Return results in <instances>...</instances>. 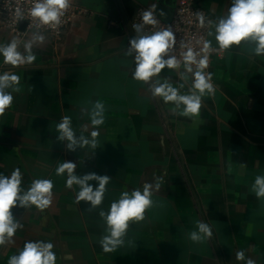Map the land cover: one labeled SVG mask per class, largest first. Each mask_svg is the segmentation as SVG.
Instances as JSON below:
<instances>
[{
    "label": "crops",
    "instance_id": "crops-1",
    "mask_svg": "<svg viewBox=\"0 0 264 264\" xmlns=\"http://www.w3.org/2000/svg\"><path fill=\"white\" fill-rule=\"evenodd\" d=\"M73 2L89 13L59 38L37 31L17 36L0 27V46L17 39V51L26 56L24 45L31 42L36 57L13 66L0 54V75L20 77L4 90L13 99L0 116V175L10 177L19 168L20 195L34 180L53 183L49 207L17 200L10 209L21 227L0 245V264L19 255L26 242L52 243L56 264H264V197L253 189L256 177H264V54H256L257 42L216 49L203 71L211 74V94L193 88L196 70L188 72L185 62L136 81L132 24L139 7L153 10L157 0ZM187 2L219 23L233 0L177 5ZM165 82L179 95H201L199 114L181 115L183 104L154 95ZM97 102L104 106L98 126L91 123ZM64 116L77 141L88 144L70 150L59 138ZM63 163L74 164L78 178L109 177L100 205L77 200L81 186H67V171L57 174ZM87 184L93 191L99 187L98 180ZM145 184L151 185L152 204L144 218L130 220L122 243L105 252L100 241L110 230L100 213L106 216L124 192L143 193ZM200 223L211 236L199 232ZM192 232L201 240L190 239Z\"/></svg>",
    "mask_w": 264,
    "mask_h": 264
},
{
    "label": "clouds",
    "instance_id": "clouds-1",
    "mask_svg": "<svg viewBox=\"0 0 264 264\" xmlns=\"http://www.w3.org/2000/svg\"><path fill=\"white\" fill-rule=\"evenodd\" d=\"M70 5V0H37L31 9V16L39 18L41 24L51 25L53 28L60 24V18L64 15ZM17 15H20L17 10ZM143 21L145 24L154 25L156 20L153 17L152 11L143 13ZM197 18L200 25L204 24L203 14L198 13ZM210 23V22H209ZM136 31H140V26H136ZM216 39L223 49H227L232 45H239L241 41L251 39L257 42L255 49L256 54H264V0H233L232 6L228 10L226 18H221L216 27ZM34 39L43 42V36H36ZM174 36L171 30L157 31L152 35L142 36L131 41V48L137 53L136 69L133 73V79L136 81L147 82L151 77L157 75L162 69L168 67L170 69L178 68L179 61L175 57L167 60L163 59V55L168 53V50L173 46ZM18 41L13 39L8 46H0V54L4 57V62L13 66L22 65L33 62L36 57L31 52V42L24 45L28 54L21 55L17 51ZM208 45L205 44V50ZM185 68L188 72H193L191 64H196V71L193 73L194 82L193 88L201 95L205 92L211 94L213 85L210 83L211 74L207 76L203 69L208 66L207 56L202 57L197 61L196 54L189 49L184 53ZM20 77L15 74L4 73L0 75V116L4 114L13 97L4 90L11 87L13 84H18ZM18 90V89H17ZM153 94L160 96L167 102H174L177 107L183 104L184 110L181 115H198L201 108V95H179L178 90L171 84L165 82L153 88ZM103 104L97 102L94 110L91 113V123L93 125L103 124ZM71 119L64 116L62 121L57 125V130L60 133V139H67L68 148L74 150L79 143L81 146L89 143L88 140L81 138L80 141L74 137L71 128ZM92 137L99 135L93 131ZM95 139L92 140L95 146ZM75 165L72 163H63L56 169L57 174H63L67 171L69 179L67 186L71 187L73 183L81 186V191L78 193L77 200L90 201L93 207L101 204L105 186L109 182L107 176H97L89 174L83 178H78L72 175ZM21 172L20 169H14L10 177L0 175V245L5 244L6 240L10 241L15 235L16 230L21 227L18 223L13 222L10 209L19 200L22 206L35 205L38 209H45L52 202L53 183L51 180L37 179L34 180L30 189L20 195L21 192ZM89 180H98L99 187L93 191V188L87 184ZM151 185L145 184L143 193L136 190L129 195L127 192L121 194V198L117 202H113L109 213L105 216L104 212L100 215L106 219L109 226L110 235L105 236L101 241V245L105 252L113 251L122 241L119 239L125 233L130 220H142L147 208L152 204L151 200ZM159 188V182L156 185ZM258 197H264V177L257 176L253 186ZM199 232L205 236H211V229L208 225L200 223L198 225ZM190 239L193 241L201 240V236L197 232H192ZM52 243L43 242H26L23 250L19 255H13L9 258L8 264H56V255L52 251ZM238 259H243V252L237 253ZM252 264V261H248Z\"/></svg>",
    "mask_w": 264,
    "mask_h": 264
},
{
    "label": "built area",
    "instance_id": "built-area-1",
    "mask_svg": "<svg viewBox=\"0 0 264 264\" xmlns=\"http://www.w3.org/2000/svg\"><path fill=\"white\" fill-rule=\"evenodd\" d=\"M35 2L37 0H0V27L17 36L27 31H37L48 32L53 37L59 38L76 17L89 13L88 10L76 6L73 0H70L69 7L64 10V15L60 18V24L53 28L51 25L41 24L39 18L31 16V9ZM17 10H19L20 15H17ZM145 11H152L153 13L152 9L139 7L132 24V30L137 39L142 36L152 35L157 31L171 30L174 36V43L168 53L163 55L165 60L175 57L179 63H182L184 62V53L191 49L196 54L197 61L207 56L208 66L203 71L210 67L212 58L217 51L208 47L205 50L210 29V19L205 10L191 2L179 4L175 8L172 21L168 24L153 14L156 20L154 25L144 23L142 17ZM198 13L204 16L203 26L200 25L197 18ZM22 22L26 23L24 31L21 30ZM137 25L140 26L139 32L136 31ZM190 66L193 70H196V64H191Z\"/></svg>",
    "mask_w": 264,
    "mask_h": 264
},
{
    "label": "water",
    "instance_id": "water-1",
    "mask_svg": "<svg viewBox=\"0 0 264 264\" xmlns=\"http://www.w3.org/2000/svg\"><path fill=\"white\" fill-rule=\"evenodd\" d=\"M177 7V0H157L154 8L153 14L164 23H170L173 19L175 8ZM218 23L216 21L210 23V29L208 32L207 42L208 48L219 49L220 45L216 39L217 32L216 27ZM26 28V23H21V30L24 31Z\"/></svg>",
    "mask_w": 264,
    "mask_h": 264
}]
</instances>
